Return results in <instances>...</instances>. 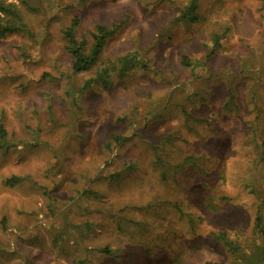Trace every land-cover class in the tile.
I'll list each match as a JSON object with an SVG mask.
<instances>
[{
  "label": "rangeland",
  "instance_id": "rangeland-1",
  "mask_svg": "<svg viewBox=\"0 0 264 264\" xmlns=\"http://www.w3.org/2000/svg\"><path fill=\"white\" fill-rule=\"evenodd\" d=\"M189 1L19 4L30 35L0 38V264H250L264 251V0H200V20L178 22ZM75 17L86 36L123 23L104 63L136 52L147 69L77 92L93 72L72 73Z\"/></svg>",
  "mask_w": 264,
  "mask_h": 264
},
{
  "label": "trees",
  "instance_id": "trees-1",
  "mask_svg": "<svg viewBox=\"0 0 264 264\" xmlns=\"http://www.w3.org/2000/svg\"><path fill=\"white\" fill-rule=\"evenodd\" d=\"M199 1L200 0H190L188 5L179 13L177 21L188 24L197 23L200 20L198 15V10L200 7ZM19 4L27 6V0H0V38H5L7 35L13 33L30 35V30L26 20L19 10ZM122 25L123 23L112 25L110 27L105 25H97L88 36L83 33L79 35L78 32L80 28V20L79 18L75 17L72 19L69 26L63 29L62 34L66 44L65 49L71 56L72 73L74 75H79L93 72V76L86 79L77 92L83 94L91 91L95 87H100L104 90H107L112 85L113 79H123L132 73V70L138 67L147 69L146 62L140 60L138 53L136 52L121 56L111 64L104 63L103 55H105L107 44L111 38L116 35ZM219 39V36L214 39L215 49L219 48ZM181 65L188 70H195L194 62H192V60L188 57L182 58ZM6 139L7 131L5 130L4 125L0 122V149H9ZM111 140V143H113L115 147H119L121 149L124 148L125 145H127V143L130 141L128 137L122 135H113ZM111 143L106 144L108 150L111 149ZM191 161L192 160L189 158L184 160V162L194 167L191 164ZM262 161H264V158H262ZM125 166V172L128 170H133L135 167L134 161H130L129 163L125 164ZM123 175V173L116 172L112 181L118 182L121 180ZM220 175L221 173H219V176ZM23 181L24 178L12 176L9 179H6L4 184L10 187H16L22 184ZM82 192L84 194L86 193V195H88L90 198L100 199L102 197L97 192H93L89 189H86ZM194 223L196 222L194 221ZM253 233L259 236L264 233V220L258 213L256 214ZM212 237L214 243L222 244L227 249L231 258L237 260L242 248L237 241L230 239L229 233L227 231L214 232L212 233ZM257 250L258 251L256 254L253 256L255 258L254 263L250 264L262 263L264 260V251L260 247L257 248ZM97 252L107 256L114 255L113 250H111L109 247L97 248ZM178 261L179 258H176L172 264H180ZM240 264L247 263L242 262Z\"/></svg>",
  "mask_w": 264,
  "mask_h": 264
}]
</instances>
